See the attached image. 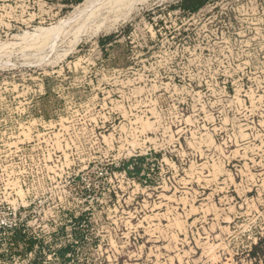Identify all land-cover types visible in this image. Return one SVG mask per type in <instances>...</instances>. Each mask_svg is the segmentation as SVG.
I'll list each match as a JSON object with an SVG mask.
<instances>
[{
	"label": "rangeland",
	"instance_id": "1",
	"mask_svg": "<svg viewBox=\"0 0 264 264\" xmlns=\"http://www.w3.org/2000/svg\"><path fill=\"white\" fill-rule=\"evenodd\" d=\"M181 2L0 0V264H264V0Z\"/></svg>",
	"mask_w": 264,
	"mask_h": 264
},
{
	"label": "trees",
	"instance_id": "2",
	"mask_svg": "<svg viewBox=\"0 0 264 264\" xmlns=\"http://www.w3.org/2000/svg\"><path fill=\"white\" fill-rule=\"evenodd\" d=\"M71 5H77L81 3L84 0H67ZM207 0H182L180 6L183 9H187L188 11H196L202 6L206 4ZM108 38H105L103 40H107ZM102 40V41H103ZM18 238V240H17ZM8 241L10 243H13L15 246L20 241L24 244L23 246L26 247L25 251H30L33 247L35 239L32 237H29L26 232L23 233L22 228H13L12 229V235L8 238ZM68 245L67 247H69ZM63 256V253L61 254Z\"/></svg>",
	"mask_w": 264,
	"mask_h": 264
},
{
	"label": "bare ground",
	"instance_id": "3",
	"mask_svg": "<svg viewBox=\"0 0 264 264\" xmlns=\"http://www.w3.org/2000/svg\"><path fill=\"white\" fill-rule=\"evenodd\" d=\"M86 2H88V1H86ZM92 2H89L88 4H85L84 6H87V7H89V5L91 4ZM90 7H92V6H90ZM89 7V8H90ZM102 19V18H101ZM105 19H102V20H100V18L98 19V20H92V21H90V22H96V21H99V22H103ZM102 29H104V28H102ZM97 31V30H96Z\"/></svg>",
	"mask_w": 264,
	"mask_h": 264
}]
</instances>
